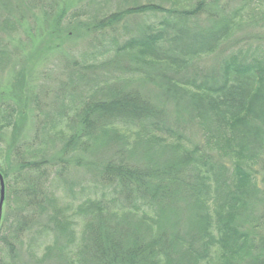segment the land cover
Returning a JSON list of instances; mask_svg holds the SVG:
<instances>
[{
	"label": "trees",
	"instance_id": "obj_1",
	"mask_svg": "<svg viewBox=\"0 0 264 264\" xmlns=\"http://www.w3.org/2000/svg\"><path fill=\"white\" fill-rule=\"evenodd\" d=\"M236 4L0 0V264H264V0ZM22 32L62 53L38 93Z\"/></svg>",
	"mask_w": 264,
	"mask_h": 264
},
{
	"label": "rangeland",
	"instance_id": "obj_2",
	"mask_svg": "<svg viewBox=\"0 0 264 264\" xmlns=\"http://www.w3.org/2000/svg\"><path fill=\"white\" fill-rule=\"evenodd\" d=\"M59 1H63V0H59ZM86 1V0H85ZM115 3L117 4H121L123 3L125 0H113ZM240 0H226L227 4H230L231 6H236V3H239ZM236 4V5H235ZM256 33H261L259 35V37H264V23L260 22L259 19H256V21L252 22L251 27H249L246 32L244 34L248 35H255ZM12 46L15 49H20V51L25 52L26 55V60L28 65L31 64L32 62H38V67L35 73V81L33 83L34 87L36 86L35 89V93H38V91H40L39 87L41 85H43V83L45 82L44 78L49 77L55 70L53 68H48L47 65H52L58 64V60L61 57L62 53H54L52 54L50 57H46V59H44L43 54H40V56L38 57V59L35 56V52L37 46H34V50L32 51V46L31 44H28V38L27 35L25 33H20V34H16L14 36V38L11 40ZM42 41V38H38L35 40V43H40ZM42 44V43H41ZM41 46V45H40ZM79 48L81 49H76V53L78 54L79 52L81 53L83 49H85V43L84 42H80L78 43ZM31 52V53H30ZM205 65L206 66H214L217 62V58L216 56H210L208 58H206L205 60ZM35 64V63H34ZM46 67V69H45ZM56 77V72H54L52 74V78L53 80H55ZM3 81H7V84H10L13 82V75L11 76V74H9V76H3V73H0V83H3ZM47 83V82H46ZM6 84V85H7ZM45 84V83H44ZM50 93L52 94V88L50 89ZM53 95V94H52ZM51 95V96H52ZM54 97H49L48 99V103L52 105V101H53ZM33 133V129L31 128V124H29V129L26 130L23 134V136L27 139H29L31 137ZM70 175L71 178L73 179H79L82 178V176H85V169L83 168V166H76L74 165L73 168H71L70 170ZM29 263V258L27 257V255L25 253H21L18 256V259L16 261L15 264H28Z\"/></svg>",
	"mask_w": 264,
	"mask_h": 264
},
{
	"label": "water",
	"instance_id": "obj_3",
	"mask_svg": "<svg viewBox=\"0 0 264 264\" xmlns=\"http://www.w3.org/2000/svg\"><path fill=\"white\" fill-rule=\"evenodd\" d=\"M0 186H1V192H0V224H1L3 217L4 203L6 198L5 180L1 173H0Z\"/></svg>",
	"mask_w": 264,
	"mask_h": 264
}]
</instances>
